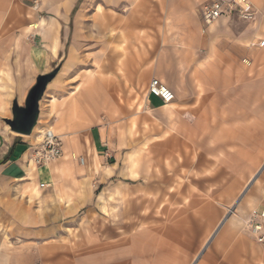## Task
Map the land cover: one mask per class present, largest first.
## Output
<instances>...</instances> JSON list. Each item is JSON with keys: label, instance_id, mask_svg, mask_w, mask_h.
I'll list each match as a JSON object with an SVG mask.
<instances>
[{"label": "crops", "instance_id": "crops-1", "mask_svg": "<svg viewBox=\"0 0 264 264\" xmlns=\"http://www.w3.org/2000/svg\"><path fill=\"white\" fill-rule=\"evenodd\" d=\"M34 1L0 0V264H264V242L249 224L264 229V217H184L139 230L125 248L54 262V242L76 221L123 217L125 201L139 204L167 143L231 141L224 111L233 109L251 36L238 15L207 26L202 10L212 0ZM18 14L26 15L14 21ZM124 62L146 89L130 114L117 96ZM54 68L32 133L13 131L5 119L14 101L25 105ZM154 78L173 102L149 93ZM47 127L63 155L39 166L33 149Z\"/></svg>", "mask_w": 264, "mask_h": 264}, {"label": "rangeland", "instance_id": "rangeland-1", "mask_svg": "<svg viewBox=\"0 0 264 264\" xmlns=\"http://www.w3.org/2000/svg\"><path fill=\"white\" fill-rule=\"evenodd\" d=\"M256 2L264 5V0ZM256 2L252 3L255 16L242 19L249 28L250 51L241 60L244 72L235 77L234 96L230 99L233 109L224 111L233 123L226 128L233 137L231 141L167 143L158 154L159 167L149 181L152 188L138 196L139 204L132 206L125 201L123 217L76 221L68 236L54 242V262L113 250L115 245L125 248L139 230H163L170 223L179 225L176 220H185L184 217H260L264 208V46L259 43L264 40V10ZM25 15L18 14L14 21ZM124 43L123 52L129 53L131 47ZM127 64L124 62L121 79L117 77L122 83L117 96L130 108V114L139 103L141 108L146 89L141 72L132 79L125 68ZM111 76L114 75L108 74ZM225 127L221 125V133ZM256 137L261 141H254ZM212 147L218 148L215 156L210 154Z\"/></svg>", "mask_w": 264, "mask_h": 264}, {"label": "built area", "instance_id": "built-area-1", "mask_svg": "<svg viewBox=\"0 0 264 264\" xmlns=\"http://www.w3.org/2000/svg\"><path fill=\"white\" fill-rule=\"evenodd\" d=\"M34 6L36 8L39 6L38 0L34 1ZM255 14V7L250 0H212L202 10V18L207 26L212 25L224 15H238L241 19L247 20L252 19ZM259 45L264 46V40ZM148 90L150 94L160 97L164 103H169L176 98L175 93L159 78H154L151 81ZM41 136L40 143L33 149V160L39 166L48 165L63 155V140L52 127L41 130ZM80 161L84 163V158L81 157ZM42 186L45 184L42 183ZM260 217H264V210ZM249 224L258 240L264 242L263 226L261 224L253 225V220Z\"/></svg>", "mask_w": 264, "mask_h": 264}, {"label": "water", "instance_id": "water-1", "mask_svg": "<svg viewBox=\"0 0 264 264\" xmlns=\"http://www.w3.org/2000/svg\"><path fill=\"white\" fill-rule=\"evenodd\" d=\"M58 71L59 68L55 69L51 73L40 75L38 77L36 84L30 89L26 97L25 105H19L17 100L14 101L12 108L13 118L5 119L13 131L25 134L32 133L39 120L40 101L45 94L48 83L55 77ZM259 174L260 173L252 179L247 189L256 180ZM226 219L227 217L225 220Z\"/></svg>", "mask_w": 264, "mask_h": 264}, {"label": "bare ground", "instance_id": "bare-ground-1", "mask_svg": "<svg viewBox=\"0 0 264 264\" xmlns=\"http://www.w3.org/2000/svg\"><path fill=\"white\" fill-rule=\"evenodd\" d=\"M259 11H260V10H259ZM260 12H261V11H260ZM222 18H223V17L217 19L216 22H214L212 25H210V27H212L213 25H215V24H216L218 21H220ZM36 26H38V25L35 24V27H36ZM171 102H173V101H171ZM171 102H169V103H171ZM169 103H168V104H169ZM259 173H260V171H259ZM246 189H247V188H246ZM245 192H246V190L242 193L241 197L245 194ZM241 197H240L238 200H240ZM237 203H239V202L237 201ZM235 206H236V205H235ZM230 213H231V212H230ZM228 215H229V214H227V215L225 216V218H226V217H229ZM225 218L222 220L223 222L220 223V224H223V223L225 222ZM220 226H221V225H220ZM218 229H219V228H218Z\"/></svg>", "mask_w": 264, "mask_h": 264}]
</instances>
